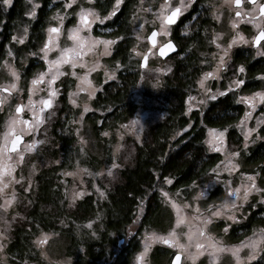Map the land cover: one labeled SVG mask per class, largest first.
<instances>
[{"label": "rangeland", "instance_id": "obj_1", "mask_svg": "<svg viewBox=\"0 0 264 264\" xmlns=\"http://www.w3.org/2000/svg\"><path fill=\"white\" fill-rule=\"evenodd\" d=\"M195 0H137L133 12V36L134 42L131 47L133 60L139 64L145 54H148L145 66H140L139 78L133 91V98L137 103V109L129 119L111 130L102 133L105 144L108 147L101 148L97 145V140L93 135L87 114L93 109L92 99L102 88L106 81L113 80L119 62L112 63L108 60L115 49L116 39L97 35L94 28L97 24L104 23L105 17L110 18L122 5L123 0H116L107 13H102L96 6V0H60L62 7L56 9L49 18V24L45 31V38L37 50L24 53L21 57V65L28 64L30 58H39L43 65L39 67L32 76L26 78L21 69L17 66L12 48L7 46V53L0 64V144L4 143V134L10 132L6 152H0V264H9V257L6 248L11 239V233L15 224L23 220L29 208L33 205L38 188V176L45 167L51 164V157L46 152V147L51 144L50 126L58 115L60 107L59 98L62 95L63 79L70 78L72 84L68 87V103L73 110L68 124L75 134V145L79 152L106 153L107 160L98 170H92L82 165H77L73 169H61L60 181L63 183L64 195L70 206L91 193L93 189L103 195L102 187L116 178L119 169L130 160V156L135 150V143L140 142L149 126L163 117V112L158 108L156 96L162 94L163 77L171 73L172 64L170 61H163L157 54V46L174 39L175 25L166 23L165 30L161 31V12L167 16L174 8H180V18L188 13ZM29 7L26 14L33 17L38 0H28ZM11 3V0H10ZM9 3V4H10ZM210 6L211 24L204 31V47L199 49L201 64L206 66L197 81V90L187 99L189 110L202 108L208 98L216 93L234 89L237 93V100L244 106V112L236 124L237 130L243 137L240 146L235 147L228 141V129L208 128L206 133V145L211 152H219L223 155V160L212 172L210 179L199 183H194L184 191L172 194L165 188L161 189L162 210L156 216V225H146L137 235L138 249L130 255L128 264H171V260L176 252L182 253L181 264H264V228L257 227L252 234L239 241H230L229 232L234 224L239 223L248 217L249 203L254 206V201L262 200L264 203V183L260 181L259 171L256 167L249 165L245 161V153L249 151L257 142L264 141V108H261L263 101L256 104L254 109L246 105L242 97H250L254 93H264V74L258 75L262 81L260 88L255 90H242L246 78L244 64L233 63L232 55L234 48L251 44L253 40V28L242 26L239 19L234 18L228 8L230 3L225 0H208ZM67 5V6H66ZM81 9L91 10L99 19H89L91 23L88 27H81L79 37L83 39V47H78L77 41L73 39L74 30L77 27L79 13ZM31 13V15H29ZM59 17V19H55ZM103 21V22H101ZM235 24V27H233ZM142 26V27H141ZM57 28L58 32L53 33L54 45H49L50 50L47 57L41 51L44 44L49 40V29ZM159 31L156 46H151L148 42V34L153 29ZM25 29L27 30L25 32ZM188 33L189 27L182 30ZM166 33V34H165ZM29 28L27 25H20L14 32L15 43L22 45L28 39ZM23 37V41H20ZM243 37L248 43H234V39ZM94 41H99L93 43ZM103 41H112L107 48ZM229 45H231L229 47ZM65 49H76L79 55L73 62L59 65L58 73L55 69H49L50 61L60 57ZM228 55L224 59V67L217 65L224 50ZM105 52L107 54H105ZM71 59V52H69ZM255 56H264V45L257 48ZM240 67L243 72L238 71ZM215 74L205 76L206 73ZM15 73V75H13ZM41 73H46L43 80L36 85L32 81L37 79ZM57 78L51 85L47 83L52 75ZM203 79V87L199 81ZM236 81H243L237 85ZM15 84V88L11 85ZM31 90V91H30ZM55 91L53 97H49V92ZM32 97V104L29 107V96ZM50 99L48 107H44L42 101ZM74 101V103H73ZM22 104V111L17 113L16 108ZM42 109V110H41ZM34 112L39 115L42 122H35ZM245 112L250 115L245 118ZM64 117V115L62 116ZM14 118H18L21 123L9 129V124ZM23 121H28L27 130H23ZM253 129L249 140H244V129ZM22 134L26 140L20 148L14 152L9 151V144L15 134ZM107 133V135H104ZM219 133H223L222 146L219 148L214 141ZM31 145V150L28 146ZM247 145V146H245ZM235 152L236 156L231 154ZM103 157V154H101ZM62 155L59 153L56 163H61ZM5 165H11V173ZM115 165V167H113ZM231 165H237L231 170ZM111 169V174H109ZM254 178V187L259 191H251L247 200H243L244 188L252 186V181L247 178ZM221 187L223 196L212 199L211 192ZM239 189L238 194H233ZM80 193V195H76ZM8 201H11L8 203ZM234 207H223L225 203ZM256 204V203H255ZM219 211V215L214 213ZM207 221V223H205ZM170 242L164 243L162 240L150 237L169 238ZM210 238V241H209ZM259 239L258 250L254 258L249 259L252 249L247 245L250 240ZM42 241L41 243H37ZM40 255L54 264H68L74 259L66 255V244L68 240L64 235L53 232H42L35 239ZM209 242L217 247L225 249L212 254V249L208 247ZM197 244L201 245L197 248ZM126 245L125 239L121 238L117 252H121ZM175 245H182L177 247ZM147 251L145 252V247ZM156 247L164 250V253L156 252L152 256ZM237 248L236 255L228 249ZM145 254L140 257V254ZM126 252L116 256L117 262L124 261ZM137 257H140L138 260ZM113 260V259H112ZM23 264H43V262L29 261Z\"/></svg>", "mask_w": 264, "mask_h": 264}, {"label": "trees", "instance_id": "obj_2", "mask_svg": "<svg viewBox=\"0 0 264 264\" xmlns=\"http://www.w3.org/2000/svg\"><path fill=\"white\" fill-rule=\"evenodd\" d=\"M38 1L34 16L29 17L26 14L28 0H11L7 5L0 0V64L9 45L26 78L43 63L39 58H30L23 66L21 57L26 52L37 50L45 38L51 14L62 7L60 0ZM115 1L96 0V6L102 13H107ZM136 4L137 0H123L110 18L94 28L95 34L117 40L114 53L108 60L120 64L116 77L104 82L92 99L93 109L87 114L97 145L105 149L108 146L102 133L127 121L137 109L133 91L141 63L131 58L134 42L132 19ZM210 24L208 0H195L190 11L175 24L173 38L178 50L165 59L160 57L172 64L171 73L163 77L162 94L156 96L163 117L152 123L142 140L135 143L130 160L119 169L113 181L102 187L103 195L93 189L73 206L68 204L64 195L60 170L73 169L77 165L98 170L109 152L77 151L75 134L68 124L73 110L68 103L67 90L72 80L63 79L58 115L50 126L51 144L46 147L52 162L38 176L33 205L11 233L6 248L9 264L29 261L54 264L42 257L36 246L35 239L42 232L65 236L68 240L66 255L74 259L71 264H128L130 255L138 249L137 235L142 228L148 224L157 226L156 216L163 209L161 189L165 188L172 194L184 191L194 183L210 179L213 169L222 162L223 155L211 152L206 145L207 129L227 128L229 143L235 147L242 144L243 137L236 124L244 106L238 102L234 89L224 91L222 95L216 93V98H208L200 109L189 110L187 107V99L197 90L198 78L206 68L201 64L199 49L204 47V31ZM20 25L29 28L28 39L22 45L13 40ZM185 27H189L186 34L182 31ZM232 59L235 65H245L246 78L242 90L260 88L262 81L258 75L264 74V57L253 58L244 48H236ZM261 108H264V101ZM59 153L62 161L56 163L54 160ZM244 155L245 161L259 171L260 181L264 183V141L257 142ZM222 196L220 186L211 192L212 199ZM254 202V206L249 203L248 217L232 226L230 241L242 240L257 227L264 228V203L262 200ZM121 238L125 239L126 245L117 252ZM164 250L159 253H164ZM123 252L127 253L124 261H115L116 256Z\"/></svg>", "mask_w": 264, "mask_h": 264}, {"label": "snow or ice", "instance_id": "obj_3", "mask_svg": "<svg viewBox=\"0 0 264 264\" xmlns=\"http://www.w3.org/2000/svg\"><path fill=\"white\" fill-rule=\"evenodd\" d=\"M231 0H225V3H230ZM10 3V0H3V4L4 5H7ZM235 3L237 5L240 4V0H235ZM67 6V5H66ZM178 9L177 10H173L171 15L169 16H164L163 12H161V31H164L165 30V25L166 23H171L173 21V19L175 18V16L178 14ZM256 12V6L253 7V9L250 11V13L248 15L252 16V19L255 20V15L254 13ZM259 13L261 15V18H264V4L262 5H259ZM29 15H31V13H29ZM237 15L239 16L240 15V12H237ZM92 17L93 19H99V17L96 16V14L94 12H92L91 10H87V9H81L80 13H79V20H78V23H77V27L76 29L74 30V35H73V39L77 41V45L78 47H83V39L81 37H79V30L81 27H88L89 24L91 23V20L89 19V17ZM55 19H59V17H55ZM105 19H107V17H105ZM103 22V21H101ZM257 28L261 29L259 31V34L256 35L254 37V40H253V43H258L260 42L261 40H264V28H261V25L259 23H257L255 25ZM142 27V26H141ZM233 27H235V24H233ZM27 30L25 29V32ZM49 40L44 44V47L43 49H41V51L44 53V56L47 57V52L50 50V47L49 45L51 44L52 46H55L54 45V36L52 35L53 33H57L58 32V29L57 28H50L49 30ZM166 34V33H165ZM156 33H153V36H155ZM13 39H16V37H13ZM20 41L22 42L23 41V37H20ZM99 41H94L93 43H97ZM234 43H245L247 44L248 41L247 40H244L243 37H238V38H235ZM102 43H104L105 47L107 48V46L111 43H113L112 41H103ZM231 45H229L230 47ZM166 47L168 49H171L172 48V44L169 43L168 45H166ZM69 52H71L72 56H71V59L69 58ZM161 53L163 54V49H161ZM105 54H107L105 52ZM79 55V52L76 50V49H72V50H69V49H65L60 57H58L56 60L54 61H50L48 62L49 63V69H55L56 72L58 73V68H59V65L62 64V63H69V62H73L75 57ZM228 55V51L227 49L224 50L223 54L221 55L220 57V61L217 65L218 68H223L224 67V59L225 57ZM238 71L240 72H243L244 71V68L243 67H240L238 69ZM216 72V69L213 70L212 73H206L205 76H211L213 74H215ZM13 75H15V73H13ZM46 75V73H41L39 75V77L37 79H34L32 81L33 85H36L40 82V80H43L44 79V76ZM57 78V75L56 74H53L52 75V78L51 80H49L47 83L49 84V86L51 85L52 81L55 80ZM200 85L203 87V84H204V80L201 79L199 81ZM243 83V81H236V84L239 85ZM12 88H15V84H12L11 85ZM31 91V90H30ZM223 93H221L222 95ZM55 95V91L54 90H51L49 92V97H53ZM216 97L215 96H212L211 99H215ZM243 100V102L249 106V108L251 109H254L256 104L259 103L260 101H264V93H260V92H257V93H254L252 96L250 97H242L241 98ZM44 107H48L49 104H50V99H46V100H43L42 101ZM74 103V101H73ZM32 104V97L31 95L29 96V104L28 105H25V107H29L31 106ZM42 110V109H41ZM16 112L19 113L21 112V107H17L16 108ZM250 115V112H245V118H247L248 116ZM34 116H35V122L37 123H40L42 122L40 120V117L38 114H36L34 112ZM21 121L18 119V118H14L11 123L9 124V129H13L15 127V125L17 124H20ZM24 125H25V128L23 130H27L28 129V126H29V122L28 121H23L22 122ZM252 132H255V128L253 129H247L245 128L244 129V140L247 142L249 140V136L251 135ZM10 132H6L4 134V143L3 144H0V152H6L8 150L7 148V142H8V139H9V136H10ZM104 135H107V133H104ZM20 139V136L19 135H16L15 136V139L12 140V146L13 148H15V145L16 143L19 141ZM222 140H223V133H219V135L217 137H214V141H210V145L213 144L214 142L217 144V147L219 148L220 146H222ZM247 146V145H245ZM31 145L28 146L29 150H31ZM232 156H236L237 153L233 152L231 154ZM5 167L8 169V174L10 175L11 173V165H5ZM113 167H115V165H113ZM235 167H237V165H231V170H234ZM2 174V173H0ZM109 174H111V169H109ZM249 181H252V186H246L244 188V193H243V197L242 199L243 200H247L248 198V194L249 192L251 191H259V189H256L254 187V184H255V181H254V178L249 176L247 178ZM170 182V181H169ZM239 192V189H236L235 192L233 194H238ZM76 195H80V193H77ZM11 201H8V203H10ZM235 205V202L233 201V203L231 205H229L228 203H225L223 205V207L227 208V207H234ZM219 211L214 213V215H219ZM205 223H207V221H205ZM170 237H171V233L169 234V238H165V237H150L151 238H155V239H159V240H162L164 243H169L170 242ZM209 241H210V238H209ZM42 241H38L37 243H41ZM258 244H259V239L257 240H250V242L248 243V247L252 249V252L250 253L249 255V259H252L254 258L255 254L257 253V250H258ZM177 247H183L182 245H175ZM201 245L197 244V248H200ZM208 247L212 249V254H215V253H218L220 251H224L225 249H222V248H219L216 246V244H212L211 242H209L208 244ZM229 251H232L233 252V255H236L238 249L237 248H233V249H228ZM147 251V246L145 247V252ZM145 252H142L140 254V257H142ZM140 257H137V259L139 260ZM177 259H179V257H177ZM237 262L239 264V257H237Z\"/></svg>", "mask_w": 264, "mask_h": 264}, {"label": "flooded vegetation", "instance_id": "obj_4", "mask_svg": "<svg viewBox=\"0 0 264 264\" xmlns=\"http://www.w3.org/2000/svg\"><path fill=\"white\" fill-rule=\"evenodd\" d=\"M262 4H264V0H240L239 5L235 3V0H231L228 10L234 18H237L240 20L242 26H246V28H249L251 27V25L254 24V28L252 32L255 37L256 35H258L259 31L261 30L257 28L255 25L259 23L261 25V28H264V18H261V15L259 13V5H262ZM254 6H256V12L254 13L255 20L252 19V16L248 15ZM237 12H240L239 16L237 15ZM254 37H253V40H254ZM253 40H251V44H247L245 46H238L236 48H244V51L247 53V55L252 54L253 58L264 57V56H255V52L257 48H260L264 45V40H261L258 44H254ZM25 140H26V137H25ZM159 248L160 247H156L154 249L152 256H154L156 252H160V250H162Z\"/></svg>", "mask_w": 264, "mask_h": 264}, {"label": "water", "instance_id": "obj_5", "mask_svg": "<svg viewBox=\"0 0 264 264\" xmlns=\"http://www.w3.org/2000/svg\"><path fill=\"white\" fill-rule=\"evenodd\" d=\"M177 9L179 10L178 11V14L175 16V18L173 19V21L171 23H167V24H169V25H175L177 23V21L180 19V8L177 7V8H174L173 10H177ZM173 10H171L170 13L167 16L171 15V13H172ZM153 33H156V35L153 36ZM158 34H159V31H158L157 28H153L149 32L147 38H148V42L150 43L151 46H156L157 45ZM169 43L172 44V48L171 49H168L166 47V45H168ZM258 43H255V44H258ZM161 49H163V54L161 53ZM177 50H178V45L176 44L175 40L174 39H170V40H168V41H166V42L158 45V47H157V54L161 58L165 59V58L169 57L170 55L174 54ZM147 58H148V54H145L143 56L142 60H141V66L142 67L146 65ZM19 107H21V111H22V108H23L22 107V104H19ZM16 135H19L20 136V139L16 143L15 148H13V146H12V140L15 139V136ZM12 140H11V142L9 144V151L10 152H14L17 149H19L20 146H21V144L25 140V137H24V135H22V134L19 133V134H15L13 136ZM177 257H179V259H177ZM182 257H183L182 253H180V252L175 253L174 256H173V258H172L171 264H181L182 263Z\"/></svg>", "mask_w": 264, "mask_h": 264}, {"label": "clouds", "instance_id": "obj_6", "mask_svg": "<svg viewBox=\"0 0 264 264\" xmlns=\"http://www.w3.org/2000/svg\"><path fill=\"white\" fill-rule=\"evenodd\" d=\"M68 264H71V258H69V260H68Z\"/></svg>", "mask_w": 264, "mask_h": 264}]
</instances>
